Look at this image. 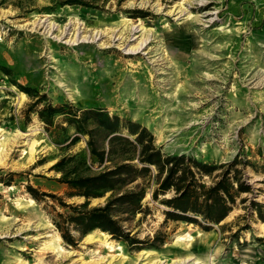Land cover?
Segmentation results:
<instances>
[{
  "label": "rangeland",
  "instance_id": "374dc122",
  "mask_svg": "<svg viewBox=\"0 0 264 264\" xmlns=\"http://www.w3.org/2000/svg\"><path fill=\"white\" fill-rule=\"evenodd\" d=\"M19 86L46 95L38 108L69 102L137 122L166 154L235 162L252 190L205 229L166 219L161 200L171 194L152 198V167L147 211L125 223L143 243L96 230L68 245L52 220L61 206L34 200L27 186L81 203L52 166L68 155L86 158L87 174L103 165L64 115L50 127L27 117L36 97ZM261 216L264 0H0V264H264Z\"/></svg>",
  "mask_w": 264,
  "mask_h": 264
},
{
  "label": "trees",
  "instance_id": "16d2710c",
  "mask_svg": "<svg viewBox=\"0 0 264 264\" xmlns=\"http://www.w3.org/2000/svg\"><path fill=\"white\" fill-rule=\"evenodd\" d=\"M19 87L34 96L30 88ZM34 97L36 100L26 111L27 117L36 113L50 127L55 116L64 115L77 134L89 136L90 157L103 165L101 171L87 174V159L68 155L52 166L62 173L59 181L67 185L66 197L84 198L81 203H68L62 196L27 186L34 200L45 202L51 198L61 206L62 211L54 209L52 220L68 245L77 246L80 238L96 230L131 245L143 243L131 236L125 223L147 211L144 199L148 192L143 180L152 174V167L157 171L153 175L152 198L159 200L161 195L171 194L161 200L167 207L166 219L197 223L205 229L222 223L239 198L246 201L241 195L252 190L249 182L240 176L235 162L216 165L185 154H166L156 146L154 135L137 122L111 115L103 108H76L69 102L58 105L46 102L38 108L48 99L44 94ZM77 140L75 136L72 142ZM103 141L107 142L106 146ZM218 170L222 171L216 173ZM6 184L10 185V180ZM102 197H106L105 203L91 206V199ZM253 205L262 215V205L256 202Z\"/></svg>",
  "mask_w": 264,
  "mask_h": 264
},
{
  "label": "bare ground",
  "instance_id": "6f19581e",
  "mask_svg": "<svg viewBox=\"0 0 264 264\" xmlns=\"http://www.w3.org/2000/svg\"><path fill=\"white\" fill-rule=\"evenodd\" d=\"M128 21H131L130 19H128ZM136 27L135 28H139L140 26V28H139V31L140 30H144L145 28L141 25V24H136L135 25ZM54 28V27H53ZM130 31V30H129ZM81 37V34H80V32H79V34H78V38H80ZM85 37V35L83 36V38ZM147 39L148 38H146V39H143L141 42H139L137 45H135V46H132L131 48H129V52H139V50H143L142 48H145V46H146V43H147ZM22 96H25L23 93H22ZM107 234V233H106ZM145 252V251H144ZM153 254V253H152ZM198 258V257H197ZM198 263V262H197Z\"/></svg>",
  "mask_w": 264,
  "mask_h": 264
}]
</instances>
